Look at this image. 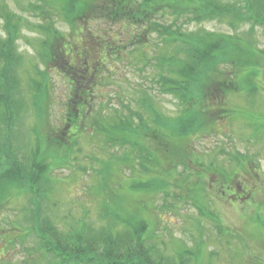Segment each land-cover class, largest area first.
<instances>
[{
  "label": "trees",
  "instance_id": "obj_1",
  "mask_svg": "<svg viewBox=\"0 0 264 264\" xmlns=\"http://www.w3.org/2000/svg\"><path fill=\"white\" fill-rule=\"evenodd\" d=\"M35 1L28 4L34 14L43 17L54 10L70 31L66 35L47 19L42 24L31 23L0 0V196L15 193V189L30 193L40 219L32 231L51 254V264H189L199 252L179 250L167 258L160 248L168 243L158 238L161 228L157 227L164 223V212H172L177 202L192 201L202 218L209 216L204 202L210 185L207 177L227 171L216 160L199 156L194 141L215 131L220 119L233 115L234 109L227 103L232 94L255 90V78L264 71V48L251 35L258 26L264 29V0ZM221 17H230L234 27L251 24V30L232 36L188 28ZM94 21L109 22V28L94 29ZM26 26L44 35L42 60L48 68L62 73L69 92L62 125L53 129L50 123L46 125L42 112L50 97L48 80L31 77V106L38 119L31 134L36 133L38 139L30 142L32 154L24 162L14 154L17 148L12 142L14 126L30 105L15 97L19 90L17 70L24 58L17 42ZM153 33L160 37L161 46L149 55L141 46L152 41ZM76 36L83 42L81 56L75 54L80 45ZM132 48L142 51L136 57L140 63L156 70L154 81L161 91L177 97L180 108L176 115L167 116L151 93L138 85L139 97L130 102L110 100L102 106L104 118L90 116L105 97L101 89L111 85L110 74L119 70L116 62L123 61ZM134 103L137 109H132ZM5 126L7 133L2 131ZM85 137L89 141L100 138L105 145L99 149L105 151L109 144L123 153L111 152L107 159L88 157L89 167L84 172L94 174L100 212L96 223L78 220L65 235L53 221L42 219L41 201L53 188L48 173L55 167L72 166L70 158L78 159L72 154L79 139ZM232 158L237 170L248 171V156L236 153ZM126 169L131 174L125 176ZM159 198L166 206H149ZM128 199L142 203V215H123L122 202L131 203Z\"/></svg>",
  "mask_w": 264,
  "mask_h": 264
},
{
  "label": "rangeland",
  "instance_id": "obj_2",
  "mask_svg": "<svg viewBox=\"0 0 264 264\" xmlns=\"http://www.w3.org/2000/svg\"><path fill=\"white\" fill-rule=\"evenodd\" d=\"M4 1L11 10L24 15L31 23L42 24L47 19V21H53L55 27L66 35L70 31L69 25L59 13L56 15L54 10L52 11L54 15L49 11L43 17L34 14L28 8V4L36 2L35 0ZM222 1L226 3L235 0ZM170 20L171 17L168 18L167 23ZM2 23L3 20L0 18V32H3ZM93 24L94 29L99 26L108 29L110 25L106 21H94ZM199 27L232 36L243 35L251 30V24H240L234 27L230 17L215 18L199 25L192 24L188 28L190 31H195ZM152 35V41L146 46H141L144 53L149 55H154L161 46L160 37L154 33ZM22 36L17 44L24 58L17 70L19 90L15 92V97L30 105L28 110L20 114V121L14 126L12 143L14 148H17L14 154H19L21 160L26 162L27 157L29 158L32 154L30 142L32 140L36 142L38 139L36 133L31 134L33 125L38 120L31 106V77H36L39 81L45 78L48 80L50 91L47 89V92L50 97L44 102L43 110H41L45 113L46 125L50 123L53 129H59L62 125L69 87L62 73L48 68L42 60L41 39L44 35L26 26L22 29ZM251 37L260 48H264L262 27H256ZM75 40L80 44L75 54L81 56L84 53L82 39L76 36ZM141 52L132 48L123 61L115 63L119 70L113 76L110 74L111 85L109 84L107 90L101 89L105 97L101 103L96 104L90 116L104 118L106 112L105 110L102 112V106L110 100L114 103H117L119 99L130 102L139 97L142 93H137L138 85H143L142 87L151 93L156 104L167 116L178 113L180 106L177 97L161 91L154 81L156 70L144 66L136 58ZM254 86L255 90L252 92L244 89L237 94H232L227 103L234 109L233 115L220 119L215 131L194 141L199 156L206 158L207 161L216 160L227 172L225 174L223 170L222 176L208 175L207 177L210 185L207 187V201L204 202L208 204L206 209L210 211L208 218L201 217L196 204L192 201L177 202L172 212H164L162 215L164 223L157 229L161 228L158 231V238L168 243L160 248L167 258L176 256L179 250L190 249L199 253L198 258L188 255L192 257L189 264H264V71L257 75ZM131 107L137 109L138 105L134 103ZM207 123L209 124L210 121ZM7 130L5 126L2 131L7 133ZM98 140L89 141L87 137L80 138L72 154L78 159L70 158L69 161L72 166L66 165L67 168L63 169L55 167L48 173V176L53 178V188L48 198H42L46 199L45 201L40 200L42 202L40 216L42 219L53 221L65 235L71 233L70 226H75L78 220H85L86 224L96 223L95 220L100 212L94 174L91 173L90 176L86 174L88 170L84 172V169L89 167L88 157L101 155L107 159L111 152L117 155L123 153V150L115 146L111 147L109 144L106 145L109 149L105 151L99 149L105 143ZM78 151L81 153L77 154ZM236 153L249 157L248 171L244 172L240 168L237 170L238 164L232 158V155ZM5 162H3L4 165ZM123 173L127 176L131 174V171L126 169ZM234 187L250 190L251 196L242 200L231 197ZM13 193H6L5 197L0 196V255H2L0 264H51L53 260L51 254L43 249L38 233L32 231V226L34 227L40 219L36 217L38 209L32 204L30 193H23L18 189H15ZM130 201L132 202L126 201L125 204L122 202L123 215L125 217L131 213L142 215L145 210L142 203H137L133 199ZM168 202L171 203L170 200ZM154 204L164 207L167 202L159 198L157 202H150L149 206ZM211 217H214L216 221ZM186 260L188 262L187 257Z\"/></svg>",
  "mask_w": 264,
  "mask_h": 264
},
{
  "label": "flooded vegetation",
  "instance_id": "obj_3",
  "mask_svg": "<svg viewBox=\"0 0 264 264\" xmlns=\"http://www.w3.org/2000/svg\"><path fill=\"white\" fill-rule=\"evenodd\" d=\"M251 196L250 190L245 191L244 189H240L239 187L233 188V193H231V197H234L235 199H247ZM1 257V255H0Z\"/></svg>",
  "mask_w": 264,
  "mask_h": 264
}]
</instances>
